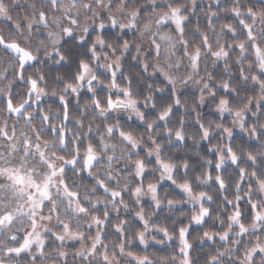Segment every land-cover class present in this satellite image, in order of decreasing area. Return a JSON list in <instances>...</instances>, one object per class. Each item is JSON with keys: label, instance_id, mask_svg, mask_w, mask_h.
<instances>
[{"label": "snow or ice", "instance_id": "1", "mask_svg": "<svg viewBox=\"0 0 264 264\" xmlns=\"http://www.w3.org/2000/svg\"><path fill=\"white\" fill-rule=\"evenodd\" d=\"M60 2L14 4L27 17L17 23L0 0V19L45 43L34 54L0 36V264H196L193 233L202 264H264V2L257 14L237 0H152L132 14L126 0H94L103 11L82 4L92 13L83 25L73 14L80 0ZM54 9L63 15L50 17ZM157 9L149 55L134 45L143 74L133 88L117 54ZM162 50L174 59L150 63ZM48 62L58 66L51 88ZM44 98L55 99L46 107ZM205 105L217 119L204 120ZM140 124L146 140L132 131ZM174 189L182 198H168ZM177 205H187L178 231L157 218ZM154 244L165 248L149 252Z\"/></svg>", "mask_w": 264, "mask_h": 264}, {"label": "clouds", "instance_id": "2", "mask_svg": "<svg viewBox=\"0 0 264 264\" xmlns=\"http://www.w3.org/2000/svg\"><path fill=\"white\" fill-rule=\"evenodd\" d=\"M35 2H36V0H3V4L11 11V15L16 18L17 23H20L21 21L27 19V17L25 16V13L23 15H19V14L14 15L15 8L13 7V5L14 4H19L21 6H23L25 4L31 5ZM106 2H107V0H101V3H106ZM126 2L128 4V7L125 9V12L135 14L136 9L146 7L147 5L152 3V0H126ZM156 2H159V0H156ZM237 2L240 4L246 5V6L251 5L253 7H256L258 10L257 14H259V12L262 11L260 9V3L264 2V0H237ZM84 3L92 4L93 8L96 12H102L103 11L101 5L95 4L94 0H80V3L77 4L73 8V14L77 16L81 25H83L86 22H88V23L92 22V13L89 12L87 9L82 7V4H84ZM118 3H119V0H118ZM176 3L188 4L189 0H176ZM66 6H68L66 3V0H61L60 4L58 5V7H66ZM35 10L39 11V5H37ZM117 10H118L117 8L111 9L112 12H116ZM28 11L31 12V11H33V9L31 7H29ZM160 14H162V10L157 9L155 12L146 11L144 15H142L138 18L139 24H138V27L136 29H134V34H133V32L128 33V36H129V48H128V50L117 54L118 56L122 57L123 61H129V57L131 59V57L133 55H135V56H137V60L131 59V61H134L135 65L137 67L138 62L141 59V55H140V53L136 52V50H135L134 45H136V44H140L142 46V48L144 49L145 56L149 55L148 45H149V41L152 38L153 32L149 31L148 28H149V25H154L157 16H159ZM3 15L6 16V15H8V13L5 12V13H3ZM49 15H50V17H59V16L63 15V13L54 9ZM126 19L127 18H125V22H126ZM29 22H31V20H29ZM221 23L222 22H218L215 25V31L214 32H212V31L209 32V34L213 37L214 42H215L216 33H221ZM52 30H53L52 28L45 29V31H52ZM161 33L168 36V37H171L174 41L179 39L178 35L170 28H161ZM0 36L5 37L6 39H13L14 38L16 41L22 43L25 47H30L34 54H38V53L42 54L41 50L45 46V43L40 42V39L38 36H35V35L30 36L26 32L21 33L19 31H13L9 27V21H7L5 19H0ZM223 42H224V38H223V35H221L220 43H223ZM112 43L115 44V41H112ZM7 55H8L7 53L0 50V59L7 57ZM101 55H102V53H101ZM115 59L116 58L113 57V60H115ZM173 59L174 58L171 57L167 51L162 50L159 57H154V56L150 57L149 62L154 64V65H160V66L166 67L167 64L169 63V61L173 60ZM53 66H57V65L54 64ZM223 66H224L223 63H221L220 67L223 68ZM125 70H126V67H125ZM179 75L181 77L184 75L183 69ZM205 75H206V70L202 71L200 76L194 77V80H199L202 77H204ZM129 78L132 80V74L131 73H129ZM123 83L127 84L128 82L123 81ZM133 88H135V83H133ZM57 91H59V90H57ZM225 115H227V113H225ZM2 119H4L3 106L0 105V120H2ZM134 120H135V117H133V121ZM36 123H38V121ZM129 123H132V121H129ZM229 125L232 126L231 118H230V124ZM139 126L143 128V124H140ZM213 127H214V125H213ZM132 131L134 132V135L137 137V139H141V137H142L143 140H146L148 135H149L148 133H145L144 131H140L139 128H138V130L133 129ZM205 183H209V182L205 181ZM210 194L215 195V193H210ZM223 211L224 210L221 208L220 212H223ZM168 242H171V241H168ZM193 259L196 261V264H202L201 260L198 257L193 256ZM15 264H21V262L19 260H17L15 262Z\"/></svg>", "mask_w": 264, "mask_h": 264}, {"label": "trees", "instance_id": "3", "mask_svg": "<svg viewBox=\"0 0 264 264\" xmlns=\"http://www.w3.org/2000/svg\"><path fill=\"white\" fill-rule=\"evenodd\" d=\"M205 5H207V4L205 3ZM195 20H196V17H193V21L194 22H195ZM201 23L206 25V20H202ZM128 38H129V36H128ZM73 51L75 52L77 50L74 49ZM53 65H54V63L48 62L44 66V75L46 76V79L49 81L50 88L55 86L54 84H52V82L55 81V79H56L57 68H58V66H53ZM125 67H126V71L128 73L132 74L133 83H136L137 81L140 80L141 75L143 74L142 70L141 69H137V67L135 65V62L131 61L130 57H129V61H128V63H126ZM74 71H75V69H74V66H73L71 69L65 68V69L61 70L60 74L61 75H65L66 77H70L74 73ZM125 82H127V81H125ZM54 99L55 98H47L44 101L45 106L47 107L49 104H51ZM73 103H75V101H73ZM198 111L201 112V115H202V117L204 118L205 121L210 120V119H217V115L215 113V106L214 105H211V106L206 105V106H204L202 108H198ZM192 115L194 117L195 114L193 113ZM121 119H124V118H121ZM189 122L191 123V121H189ZM228 123L230 124V119L228 120ZM138 128H139L140 131H143V128L140 127L139 125H138ZM189 132H190V134H194V130H192V129H189ZM188 144H189V149L190 150L187 152V155L190 156L193 161L200 162V156L195 155V153L193 151H191V149H193L195 146L192 145L191 141H189ZM201 144L206 146L207 142L206 141H201ZM204 154L205 153L202 150L201 151V155H204ZM181 155H183V153ZM196 171H197V173L200 171L199 167H197ZM157 176H158V173H157ZM163 187L167 188L168 185L165 184V185H163ZM161 191L163 193V188H162ZM173 191H174L175 195L177 196V198H182V195L176 189L169 191L168 198H172L173 197ZM219 199H222V198H218V200ZM186 208H187V205H185L183 207L180 206V205H177L176 209L173 212H168L166 209L158 210L159 215H158L157 218L159 219V221L162 224L168 226L170 230L173 229L172 221L176 220L177 223L175 224L174 227L178 231V228L181 226L182 223H184V224L187 223V217L179 215L180 211L185 210ZM222 214L226 215V213H223V212H222ZM192 239H193V242L196 243V245H197V251L193 252V256L198 257L201 260V262H202L203 255H202V253H200V247L201 246L199 244V239H198V236H197L196 233H193ZM167 244L171 245V246H175L177 249L179 247V241L178 240H173L171 242H167ZM164 248H165V246H163V245H155L154 244V246L152 248H149L148 251L149 252L156 251L159 254V253H161L164 250ZM141 249H143L142 246H141ZM205 250H206V246H205ZM167 251L171 252L172 248L169 247L167 249Z\"/></svg>", "mask_w": 264, "mask_h": 264}, {"label": "rangeland", "instance_id": "4", "mask_svg": "<svg viewBox=\"0 0 264 264\" xmlns=\"http://www.w3.org/2000/svg\"><path fill=\"white\" fill-rule=\"evenodd\" d=\"M204 3H208V0H204ZM21 12V13H20ZM16 14H19V15H23L24 14V12H23V10L22 9H15V13H14V15H16ZM11 25V22H9V26ZM83 91V90H82ZM47 98H44V101L46 100ZM206 106V105H205ZM121 118H124L125 119V117H121ZM178 192H179V190L178 189H176ZM180 193V192H179ZM181 194V193H180ZM182 195V194H181ZM145 202H147V198H145ZM195 227V226H194ZM143 247V246H142Z\"/></svg>", "mask_w": 264, "mask_h": 264}]
</instances>
